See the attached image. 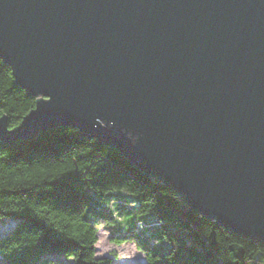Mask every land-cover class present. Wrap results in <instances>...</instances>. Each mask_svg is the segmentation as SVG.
I'll return each instance as SVG.
<instances>
[{
    "label": "water",
    "instance_id": "obj_1",
    "mask_svg": "<svg viewBox=\"0 0 264 264\" xmlns=\"http://www.w3.org/2000/svg\"><path fill=\"white\" fill-rule=\"evenodd\" d=\"M0 58L36 98L0 142L75 127L264 243V0H0Z\"/></svg>",
    "mask_w": 264,
    "mask_h": 264
},
{
    "label": "trees",
    "instance_id": "obj_2",
    "mask_svg": "<svg viewBox=\"0 0 264 264\" xmlns=\"http://www.w3.org/2000/svg\"><path fill=\"white\" fill-rule=\"evenodd\" d=\"M36 98L17 85L0 58V117L18 127ZM137 196L138 213L154 212L163 243L143 244L149 264H264V243L237 235L192 209L179 193L147 175L124 153L59 126L34 138L0 142V259L7 264H110L97 256L99 226L85 190ZM100 206H98L99 208ZM130 236L117 237L118 242ZM134 238V237H133Z\"/></svg>",
    "mask_w": 264,
    "mask_h": 264
},
{
    "label": "rangeland",
    "instance_id": "obj_3",
    "mask_svg": "<svg viewBox=\"0 0 264 264\" xmlns=\"http://www.w3.org/2000/svg\"><path fill=\"white\" fill-rule=\"evenodd\" d=\"M85 198L93 212L99 210L100 213H105L111 218L109 223L104 220L97 222L99 226L97 256L110 259V264H149L147 254L136 238L138 237L147 246L164 242L157 237L160 229L155 213L135 211L138 204L137 196L124 191H113L100 198L92 189H87ZM94 214L96 218L97 212ZM4 225V223L0 224L1 227ZM119 236L131 238L118 242ZM0 264L7 263L0 259ZM55 264H75V262L62 257L56 259Z\"/></svg>",
    "mask_w": 264,
    "mask_h": 264
}]
</instances>
